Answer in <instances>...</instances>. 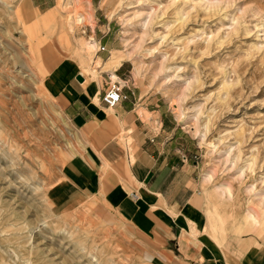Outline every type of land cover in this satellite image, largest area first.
<instances>
[{"label":"rangeland","instance_id":"374dc122","mask_svg":"<svg viewBox=\"0 0 264 264\" xmlns=\"http://www.w3.org/2000/svg\"><path fill=\"white\" fill-rule=\"evenodd\" d=\"M79 72L102 92L117 82L158 103L197 164L196 233L241 234L264 251V224L246 216H264V0H0V264H157L162 252L100 196L60 191L84 143L100 158L62 112Z\"/></svg>","mask_w":264,"mask_h":264},{"label":"crops","instance_id":"0c3cea01","mask_svg":"<svg viewBox=\"0 0 264 264\" xmlns=\"http://www.w3.org/2000/svg\"><path fill=\"white\" fill-rule=\"evenodd\" d=\"M80 79L70 77L62 86V112L75 128L92 134L100 158L97 165L85 153L84 143L61 167V193L100 196L116 216L159 245L162 252L151 257L157 264H264V251L257 249L255 239L245 245L247 237L237 239L241 234L233 233L220 243L202 230L196 233L206 224L197 164L182 156L151 95L143 103V94L129 87L110 114V106L99 99L104 84ZM139 100L149 111L146 118L135 109Z\"/></svg>","mask_w":264,"mask_h":264},{"label":"bare ground","instance_id":"6f19581e","mask_svg":"<svg viewBox=\"0 0 264 264\" xmlns=\"http://www.w3.org/2000/svg\"><path fill=\"white\" fill-rule=\"evenodd\" d=\"M71 21L72 20H76L77 22H80L81 21V18L79 17V16H77L76 17V19H70ZM70 20H69V22H68V26H69V29L71 30V32H72V30H74V22L72 21V22H70ZM95 46H96V42H94L93 40H90L89 42H87L86 43V47H85V56L87 57V56H89L92 52H93V50H94V48H95ZM82 55H84V54H82ZM88 58V57H87ZM85 71H86V75H88L90 78H92V79H95L96 78V74H95V71L93 70V69H91V68H89V67H87V68H85ZM105 71V70H104ZM102 72V71H101ZM101 72H99V73H101ZM111 77H113V78H116V75L113 73V72H111ZM96 86H97V83L95 84V90L96 91H98L97 90V88H96ZM121 86V85H120ZM97 97H98V92H96V94H95V99L97 100ZM94 99V100H95ZM106 112L107 113H112L113 112V107L112 106H110L107 110H106ZM119 136L122 138L123 137V135H122V133H121V131H120V133H119ZM207 177V176H206ZM221 193V192H220ZM210 203V202H209ZM262 203H263V206H264V200H262ZM212 205V204H211ZM213 206V205H212ZM68 209V208H67ZM66 209V210H67ZM251 211V210H250ZM248 212V211H247ZM247 212H245V213H247ZM252 212V213H251ZM251 212H249V213H247L246 214V216H247V219L249 220V223L251 224V225H259V224H264V216L262 217V218H258V217H256V215L254 214V212L253 211H251ZM264 215V214H263ZM79 224V223H78ZM74 225V224H73ZM68 226V225H67ZM262 228V227H261ZM71 232V231H70ZM219 232V231H218ZM214 239H216V237L215 236H213V233H211L210 234ZM7 237V236H6ZM66 238V237H65ZM69 239V238H68ZM14 242V241H13ZM71 242V241H70ZM72 242H73V240H72ZM93 242V241H92ZM22 245V244H21ZM73 245H75V244H73Z\"/></svg>","mask_w":264,"mask_h":264},{"label":"built area","instance_id":"2783aa9c","mask_svg":"<svg viewBox=\"0 0 264 264\" xmlns=\"http://www.w3.org/2000/svg\"><path fill=\"white\" fill-rule=\"evenodd\" d=\"M104 49L102 44H99L98 50ZM122 86L118 85L117 82L110 83L105 90L100 95V101L103 102L106 106H113L118 100L125 97L123 93ZM132 196H135L134 192H131Z\"/></svg>","mask_w":264,"mask_h":264},{"label":"water","instance_id":"95a60500","mask_svg":"<svg viewBox=\"0 0 264 264\" xmlns=\"http://www.w3.org/2000/svg\"><path fill=\"white\" fill-rule=\"evenodd\" d=\"M76 78L80 79V75H76Z\"/></svg>","mask_w":264,"mask_h":264}]
</instances>
